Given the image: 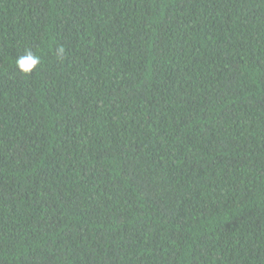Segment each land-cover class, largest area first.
Masks as SVG:
<instances>
[{"label": "trees", "instance_id": "trees-1", "mask_svg": "<svg viewBox=\"0 0 264 264\" xmlns=\"http://www.w3.org/2000/svg\"><path fill=\"white\" fill-rule=\"evenodd\" d=\"M0 264H264V0H0Z\"/></svg>", "mask_w": 264, "mask_h": 264}, {"label": "clouds", "instance_id": "clouds-1", "mask_svg": "<svg viewBox=\"0 0 264 264\" xmlns=\"http://www.w3.org/2000/svg\"><path fill=\"white\" fill-rule=\"evenodd\" d=\"M57 53L62 55L64 53L63 47L56 49ZM41 62L40 56L33 53L30 49L26 50L23 55L16 58V66L25 74H30Z\"/></svg>", "mask_w": 264, "mask_h": 264}]
</instances>
